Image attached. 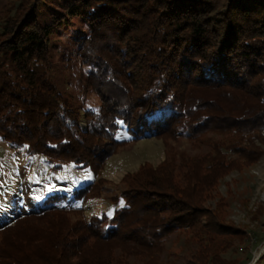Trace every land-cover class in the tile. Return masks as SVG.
<instances>
[{
	"label": "trees",
	"instance_id": "trees-1",
	"mask_svg": "<svg viewBox=\"0 0 264 264\" xmlns=\"http://www.w3.org/2000/svg\"><path fill=\"white\" fill-rule=\"evenodd\" d=\"M18 2L0 24V138L95 180L0 227V264H162L176 232L193 247L186 264H240L221 255L245 233L221 199L206 203L264 155V0ZM52 5L61 11L44 16ZM74 19L89 31L79 59L96 110L73 107L52 76L51 36ZM122 129L160 140L165 158L124 174L123 206L86 220L81 205L101 196L106 160L128 143ZM180 138L207 151L176 152Z\"/></svg>",
	"mask_w": 264,
	"mask_h": 264
},
{
	"label": "rangeland",
	"instance_id": "rangeland-1",
	"mask_svg": "<svg viewBox=\"0 0 264 264\" xmlns=\"http://www.w3.org/2000/svg\"><path fill=\"white\" fill-rule=\"evenodd\" d=\"M18 3V0H0V24L4 17L14 13ZM43 11L42 14L47 16L50 13L58 14L61 10L52 5L44 7ZM88 32L84 21L74 19L68 29L51 36L49 46L54 83L72 106L80 110H96L99 106L97 97L84 89L86 72L79 59L81 47L78 40ZM119 137L128 139V143L106 160L100 173V177L106 181L101 196L81 205L86 220L101 215L110 217L121 207L119 195L124 190L121 183L124 174L136 171L143 163L156 166L165 158V146L152 136L134 142L122 129ZM169 146L188 156H199L207 151L205 147L192 146L183 138L169 143ZM262 148L264 150V145ZM92 180L95 179L89 169L72 165L53 172L45 158L27 156L23 148L0 138V227L27 211L39 210L48 196L54 193L70 194ZM114 199H117L116 204ZM220 199L226 205L227 223L245 233L244 239L233 241L232 247L222 253V258L227 261L238 259L240 264H256L264 255V211L258 212L264 208V155L249 168L233 171L221 179L206 206L212 209ZM164 246L162 264H186L193 251L182 232L165 238ZM115 255L117 257L119 253ZM128 261L139 264L133 258Z\"/></svg>",
	"mask_w": 264,
	"mask_h": 264
},
{
	"label": "snow or ice",
	"instance_id": "snow-or-ice-1",
	"mask_svg": "<svg viewBox=\"0 0 264 264\" xmlns=\"http://www.w3.org/2000/svg\"><path fill=\"white\" fill-rule=\"evenodd\" d=\"M121 206H123V201H121Z\"/></svg>",
	"mask_w": 264,
	"mask_h": 264
}]
</instances>
